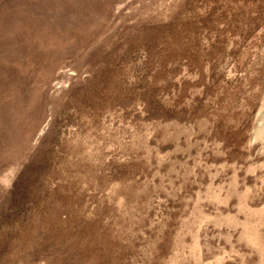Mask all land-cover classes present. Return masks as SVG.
Instances as JSON below:
<instances>
[{
	"label": "rangeland",
	"instance_id": "rangeland-1",
	"mask_svg": "<svg viewBox=\"0 0 264 264\" xmlns=\"http://www.w3.org/2000/svg\"><path fill=\"white\" fill-rule=\"evenodd\" d=\"M0 264H264V0H0Z\"/></svg>",
	"mask_w": 264,
	"mask_h": 264
}]
</instances>
